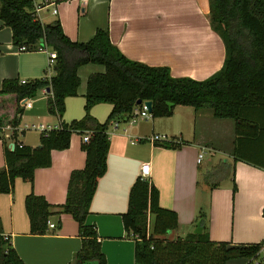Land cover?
Listing matches in <instances>:
<instances>
[{
    "label": "crops",
    "instance_id": "0c3cea01",
    "mask_svg": "<svg viewBox=\"0 0 264 264\" xmlns=\"http://www.w3.org/2000/svg\"><path fill=\"white\" fill-rule=\"evenodd\" d=\"M37 16L45 24L58 20L64 34L77 42H86L97 29H105L126 57L167 66L175 77L205 79L221 68L224 59L222 39L209 24L208 0H46ZM102 72L104 67L95 63L78 68L77 95L65 98L62 119L49 113L45 89L28 98L31 107H22L15 125L22 131L17 139L35 147L42 131L24 125L42 124L49 128L59 126L61 121L69 123L82 118L87 78ZM53 74L47 51L19 50L13 44L11 28L0 20V88L4 79L25 81ZM14 105L13 95L0 94L1 117L11 116ZM110 110L111 104L98 103L91 107L90 114L102 122ZM152 118L151 132L157 129L158 121H163L165 134L159 135L180 145L167 148L161 145L162 141H151L154 133L134 127L136 120L112 124L107 131L106 171L97 182L85 217V223L96 228L105 264H135L134 240L127 235L121 215L127 209L130 187L143 163L149 164L147 180L157 187L159 204L176 212L177 228L168 232V238L184 236L197 227L201 230L197 216L203 214L213 241H264V166L234 160V121L215 118L208 108L185 105H175L170 116ZM255 118L264 123V114ZM5 132L10 133V129ZM4 140L10 148V137ZM82 142L83 134L73 132L69 146L52 150L50 165L37 168L31 183L16 178L10 192L0 193L2 235L8 237L24 264H69L81 245L77 222L70 214L57 212L65 200L70 172L84 166ZM240 142L242 150L259 162L264 150L263 133ZM203 149L224 156V160L213 161L205 170L211 172L217 165V178L201 172L202 161L197 159ZM3 151L4 141L0 138V169L5 166ZM30 192L44 196L52 205L54 214L49 220L55 226L48 227L44 234L29 232L24 199ZM259 258L264 259V245ZM247 262L246 258H234L226 264Z\"/></svg>",
    "mask_w": 264,
    "mask_h": 264
},
{
    "label": "trees",
    "instance_id": "16d2710c",
    "mask_svg": "<svg viewBox=\"0 0 264 264\" xmlns=\"http://www.w3.org/2000/svg\"><path fill=\"white\" fill-rule=\"evenodd\" d=\"M208 3L209 24L222 39L224 59L219 70L196 80L172 76L164 65H149L126 57L111 42L105 29H97L86 42L73 41L64 34L58 20L42 23L32 12L31 0H0V20L11 28L14 45L30 51L46 46L56 53L54 74L49 78L2 81L0 94L13 95L15 105L11 116H0V127L15 126L22 112L21 101L35 97L41 89H49L46 92L49 113L62 119L65 98L77 95L78 68L87 63L104 67V72L92 73L87 78L82 118L69 123L61 121L59 126L42 132L35 147L21 143L16 132L10 136L14 143L12 150L2 138L5 166L0 169V193H8L16 178L31 183L37 168L50 165L52 150L69 146L73 132L88 134L81 145L84 166L70 172L65 200L57 212L70 214L78 224L81 245L69 264H105L96 228L86 224L85 217L97 182L106 171L108 128L129 120L133 110L141 107L137 100L152 102V117L170 116L175 105H185L208 108L215 118L232 119L237 136L232 151L234 160L264 166V150L258 162L242 150L240 142L259 133L264 135V123L255 118L264 114V0H208ZM98 103L111 104L102 122L90 114L91 107ZM161 145L175 148L180 144L162 141ZM24 207L29 232L44 234L54 214L52 205L44 196L30 192L25 196ZM121 217L127 235L134 240L135 264H226L234 258H246L247 264H264V259L259 258L264 241L249 244L213 241L203 214L197 216L202 225L199 233L168 238V232L177 228L176 212L162 207L157 187L140 176L130 187L127 209ZM0 264H24L9 240L3 238L1 222Z\"/></svg>",
    "mask_w": 264,
    "mask_h": 264
},
{
    "label": "built area",
    "instance_id": "2783aa9c",
    "mask_svg": "<svg viewBox=\"0 0 264 264\" xmlns=\"http://www.w3.org/2000/svg\"><path fill=\"white\" fill-rule=\"evenodd\" d=\"M32 3V12L37 16V12L40 11L42 8L45 7L46 5V0H31ZM52 13L55 14L56 13V9L53 8ZM38 17V16H37ZM19 50H25L24 46H18ZM43 50L47 51L48 54V61L49 64H54L55 62V56L56 53L53 50H49L46 46L41 48ZM21 106L24 108H29L31 107V100L26 98L23 99L21 101ZM144 102V101H143ZM143 102L141 103V107L140 108H135L133 110V113L130 117L131 121H135L138 117L140 118H147L149 116L150 113H148L147 107L143 104ZM116 125V123L114 124ZM25 128L30 127V128H34V129H38L42 132L49 130L52 127L46 128L44 125L42 124H38V125H24ZM6 128L10 129V133H4V130H6ZM17 135L21 134L22 131L21 130H17L15 126H11V125H5V126H1L0 127V138H5V137H10L13 133H15ZM88 138V134L85 133L83 134V141H86ZM167 137L164 135H159V134H154L150 137V140L153 142L156 141H169L168 139H166ZM201 158V153L198 155V159L197 161L199 162ZM149 175V164L148 163H143L140 167V177L142 179H146L148 178ZM55 225L54 223L48 221V227L53 228ZM4 239H8V237L6 235H3Z\"/></svg>",
    "mask_w": 264,
    "mask_h": 264
},
{
    "label": "rangeland",
    "instance_id": "374dc122",
    "mask_svg": "<svg viewBox=\"0 0 264 264\" xmlns=\"http://www.w3.org/2000/svg\"><path fill=\"white\" fill-rule=\"evenodd\" d=\"M147 118H148L147 120H141L140 117H138L136 119V123L133 126L134 127L137 126V128H140V130L142 132H149V134H151V133H154V134H162V133H164L165 134V132L162 130L165 127L163 121H158V123H157V129H154V131L151 132V129H152V127H151V121L154 120V119L152 117H149V116ZM156 120H165V119H163V118H157ZM142 144H144V143H142ZM219 159L220 160H224V156L222 154H218V153H216V154L213 155L211 152L207 151L206 149H203V151L201 152V158H200V161H202L200 163L201 172H204L208 167H210V165L213 164L212 163L213 161H216V162L220 161ZM223 162L224 161H221V163H223ZM218 169L219 168L216 165L211 170V172L210 171H205L204 174H206L207 177L210 175V177L217 178L220 174L218 172L214 171V170H218ZM211 174H213V175H211Z\"/></svg>",
    "mask_w": 264,
    "mask_h": 264
},
{
    "label": "water",
    "instance_id": "95a60500",
    "mask_svg": "<svg viewBox=\"0 0 264 264\" xmlns=\"http://www.w3.org/2000/svg\"><path fill=\"white\" fill-rule=\"evenodd\" d=\"M46 91L48 92L49 89H46ZM137 103H138V104H141L142 101H141V100H137ZM143 104L147 107L148 113H150V112H151V108H152V102L149 101V100H146V101L143 102ZM169 105H172V104L169 103ZM10 149H11V150L14 149V143H11V144H10ZM200 231H201V230H200L198 227L194 230L195 233H199Z\"/></svg>",
    "mask_w": 264,
    "mask_h": 264
}]
</instances>
